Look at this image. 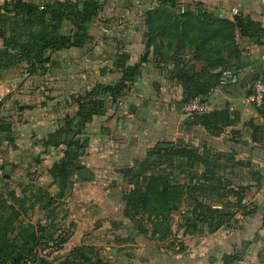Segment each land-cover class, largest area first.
<instances>
[{"label": "crops", "instance_id": "crops-1", "mask_svg": "<svg viewBox=\"0 0 264 264\" xmlns=\"http://www.w3.org/2000/svg\"><path fill=\"white\" fill-rule=\"evenodd\" d=\"M180 1L190 10L198 7L216 18L231 21L233 17L240 16L251 19L259 23L264 31V0ZM151 2L153 5H149ZM153 6H157V0H104L102 12L98 15V19L105 20L104 26L100 27L103 32L100 37L104 39L101 45L102 49L113 53L102 59L100 75H96L95 61L90 56L92 52L77 47L51 54L43 73L28 75L22 68L25 64H22L0 75L3 80L6 79L7 91L1 101L3 108L0 113L10 116V127H6L8 136H12L19 147V165L11 178L15 175L25 177L33 172L28 169L32 161L43 169V172L37 171L39 175L43 173L42 178H50L46 164L52 165L62 156L53 155V148L44 149L43 142L39 140H46V135L56 129L57 123L61 121V110L65 109L70 116L76 113L77 106L72 104L69 97L81 91H90L96 84H115L121 76L122 66L140 64L134 83L120 96L118 102L111 105L104 116L87 125V130L92 133L86 154L81 160L90 167L85 169L89 178L75 180L73 176L69 200L66 201L71 224V235L67 242L72 248L109 247L111 237L123 238L125 232L130 233L129 225L134 221L126 218L123 210L131 185L125 177L127 175H122L119 169L127 168L131 163H143L147 152L158 144L170 143L173 147L178 144L191 145L200 152L208 151L209 148L233 152L237 164L243 160L246 163L245 170L241 168L240 172L249 173L248 184H254L256 178H264V143L261 142L264 133H254L249 126L250 123L264 126V112L246 102L252 83L262 74L264 36L258 43L246 37H237L236 44L242 51L244 65L234 71L237 83L225 87L218 85L207 96L198 98L210 104L212 112H228L231 125L224 128L219 136H211L202 126H187V121L192 117H187L183 112L184 89L171 75L173 60L170 58L167 64H163L155 62L152 55L147 60L142 59L146 52L144 13ZM232 9H237L238 15H233ZM88 33L91 39H95L92 25ZM88 45L89 40L86 47ZM105 50L104 53H107ZM76 55L79 56L75 58ZM180 58L182 61L187 60L185 64L193 66L195 71L204 66L200 61L190 60L188 55ZM58 67L62 70L61 74L53 75L56 74L53 70ZM14 76L18 77L12 79ZM13 80L18 83L16 89L11 86ZM28 84L33 89H28ZM40 99L43 101L41 104ZM67 100L70 105L66 103ZM60 101H63V105L57 112ZM21 138L28 140L24 143ZM32 150L43 160L39 157L35 159L31 155ZM199 166L200 169L194 172L201 175L204 167ZM57 188L61 193L58 185ZM209 205L216 209L222 208L221 204ZM246 205L252 211L247 212L246 216L239 213L234 215L235 220L231 221L229 228L184 237L182 243L185 249L181 255L171 252L170 257V251H163L160 240L155 237V242H152L157 244H148V238H152V232H148V238H136L135 243L129 245L132 260L135 264H264V248H259L260 244L256 242V233L260 229L264 230V186L257 189L256 195ZM191 209L188 206V210ZM261 246L264 247L263 244Z\"/></svg>", "mask_w": 264, "mask_h": 264}, {"label": "trees", "instance_id": "trees-1", "mask_svg": "<svg viewBox=\"0 0 264 264\" xmlns=\"http://www.w3.org/2000/svg\"><path fill=\"white\" fill-rule=\"evenodd\" d=\"M157 1V6L151 7L144 13L146 52L142 59L147 60L148 56L152 55L157 63L167 64L170 58L173 60L171 75L184 89L183 104L207 96L214 87L218 86L221 71L227 69L237 71L244 66L242 51L236 44L237 37H246L258 43L264 36L260 24L251 19L240 16L233 17L231 21L220 19L198 7L178 14L175 11L177 0ZM13 10L17 12L16 16H21V23L31 25L33 28L31 29L30 26L23 30L18 24H14L13 27L8 28V36L4 31L0 33V75L22 64H25L22 68L28 75L43 73L45 64L50 62L51 54L86 44L90 39L88 33L90 21L96 19L101 11L99 0L56 1L52 5L44 6L42 10L35 2L17 0ZM64 27H70V30L66 32ZM186 55L190 60L202 62L204 66L199 71H195L193 66L185 64L187 60H181L180 57ZM139 65L138 63L122 66L121 76L115 84H96L90 91L75 97L73 102L77 106L76 113L72 116L67 115L61 121L63 126L43 142L44 147H64L62 158L49 172V176L58 184L61 193L67 179L73 175V169L81 170L73 166L74 160L80 157L79 150L84 151L83 147L81 149L77 145L75 137L81 135L87 130L88 124L104 116L107 109L118 102L120 96L134 83ZM217 70L219 72L216 73ZM230 125L231 121L225 110L193 116L187 121L188 127L202 126L215 137ZM249 126L254 133H264V126H253L251 123ZM3 130V126H0V132ZM59 135L61 140L57 141L56 137ZM206 156H210L207 151L200 152L191 145L181 144L169 149L153 148L148 151L142 169L128 177L131 189L126 195L124 216L132 221L145 216L151 224L152 237L161 241L168 234V214L179 209L182 197L185 196L189 202L187 206L192 207L190 211L192 217L189 219L187 217L185 221L189 234L218 230L232 214L225 215L221 208H213L212 205L203 204L193 197L195 194L205 197H227L231 193L228 184L223 183V179L215 172ZM175 160L189 170L185 182H173L171 174L169 176L164 171L157 170L164 163H169L171 168ZM239 164L246 165V163H236ZM198 165L204 167L201 175L193 171ZM4 166L5 164H0L2 178L9 179L11 177L9 173L3 174ZM245 190L240 188L233 191L234 197L241 198ZM52 203L53 201L49 200L41 209L46 210ZM23 204V199H20L16 209L5 198L0 197V264L7 262L45 264L44 258L38 257L37 252L40 250L35 248L32 256L21 255L18 250L19 240L22 241L23 247L29 248V251L38 241L33 229L17 225L20 209L26 211L23 209ZM199 225L202 228H199ZM83 248L72 250L61 264H108L93 257L88 258V253L84 252ZM224 261L226 263L227 259Z\"/></svg>", "mask_w": 264, "mask_h": 264}, {"label": "rangeland", "instance_id": "rangeland-1", "mask_svg": "<svg viewBox=\"0 0 264 264\" xmlns=\"http://www.w3.org/2000/svg\"><path fill=\"white\" fill-rule=\"evenodd\" d=\"M17 0H0V33L4 31L6 36L9 35L8 33V28L13 27L14 24L17 25L23 30L28 29L31 25L23 24L21 23L22 21L20 19L21 16L15 15L17 12L13 10V7L15 5ZM25 1V0H23ZM56 1H66V0H36L35 3L38 5H43V7L46 5H52L53 2ZM69 1H75V0H69ZM156 3V2H154ZM158 3V1H157ZM104 4V0L100 1V9ZM149 5H153V2L149 3ZM196 9V7H194ZM189 9L186 7V4L183 1L177 0L175 11L178 14H181L184 12V10ZM102 10V9H101ZM102 12V11H101ZM24 19V18H23ZM94 19V18H93ZM90 21V25L95 28V39H89V45L86 47V44L83 45L82 47H79V49H85L90 54L92 60L95 61L96 65V75H100L102 73V59L106 57V55H112L113 52H108L106 49H102V40L103 37L101 38L100 36L102 35L103 32H101L100 27L104 26L105 20L103 18L98 17L94 20ZM14 22V23H13ZM11 24V25H10ZM22 24V25H21ZM33 27L31 26V29ZM64 30L67 32L70 30V27H64ZM92 40V41H90ZM101 42V43H100ZM0 46H1V40H0ZM89 48V50H88ZM105 52L107 53H104ZM114 55V54H113ZM79 55H76L75 58H77ZM99 66V67H98ZM68 71V69H66ZM62 70L55 68L53 70V75H58L61 74ZM70 72V71H68ZM3 76L0 77V80L2 82V87H5V82L6 79L2 78ZM18 76H14L12 79H15ZM100 80V77H99ZM11 83V86L16 89L17 87V82L14 80ZM9 83V84H10ZM29 86V84H28ZM28 89H33L31 86H29ZM84 92H78L77 94H73L69 97V100L74 104V99L75 96L81 95ZM41 100V99H40ZM43 103L41 100L39 104ZM63 101L58 102V110L62 107ZM66 103L70 105V102L67 100ZM3 106V102H0V111ZM0 126H3L4 130L0 132V164H5L4 169H3V174L4 173H9L10 175L16 169L19 165V154L18 150L19 147L14 143V139L12 136H8V126L10 127V116L7 117L6 114L3 115L0 113ZM68 115V112H65L64 110H61L59 116H61V121L65 119V117ZM193 117V116H190ZM57 123L56 129H53L52 132L48 133L46 135V140L49 138L50 135H53L55 131L63 126V123ZM7 127V128H6ZM92 133V131H91ZM91 133H89L88 130H85L81 135L76 136L75 139L77 141V145H79L83 150H79V155L76 160L73 162V166L77 169L85 170L90 169V167H87V163L83 162L81 159L85 156L86 154V148L88 146V140L91 137ZM33 137L35 138L36 135L33 134ZM31 137V139H34ZM57 141L61 140V135L57 136ZM69 138V137H68ZM67 138V139H68ZM23 140V138H21ZM28 139H24L23 142H27ZM43 138H41L39 141L45 142ZM19 143L20 140L18 139ZM38 141V140H36ZM261 142L264 143V140ZM21 144V143H20ZM29 144V142L27 143ZM170 144V143H169ZM54 150L52 152L53 155H63V149L64 147H44V149H51ZM14 149H17L15 151ZM207 153L210 155L209 157L206 156V159L211 162V165L215 172L223 179V183L228 184L229 189L231 193L227 197L225 196H200L198 194L195 195V199H198L202 203L205 204H221L222 210L225 215H231V218L227 219V222L220 228H229L231 221L235 220L233 219L234 215L240 214L241 216H246L250 211H252V204L250 207L246 205L248 201L257 193V189L264 186V178L259 177L254 180V184H248L249 178H247V175L249 173L243 174L240 172L241 168H246V165H236V162H234L233 158V152H221L216 150L215 148H209ZM260 155V153H258ZM31 155L37 159L41 158L37 152H34L33 150L31 151ZM41 160H43L41 158ZM56 163V162H55ZM53 163L52 165L46 164V169L48 172H50V169L52 166L55 164ZM244 163V160L241 162ZM132 165L126 166L129 171L128 175L125 176L126 178L129 177V175L138 172L142 169L143 163H131ZM241 165V166H240ZM50 166V167H49ZM202 168V167H201ZM28 169L33 171L30 174H27L25 177H17L16 175L13 176V178L9 179H4L2 178V172H0V197L5 198L7 202L10 204L14 205V207L17 209L18 208V202L20 199H23L24 204H23V209H26V211H23L20 209V216L17 221V225L20 226H28L33 231L35 232V235L38 239V241L35 243L33 246L32 250L29 251V248L23 247V243L21 240L18 241V250L22 253L21 255L24 256H32L34 249L36 248L37 250H41V248H49V254L43 259L45 264H61L64 259L67 257V255L74 249H78L80 247H84V252L88 253L87 257L91 258L93 257L95 260H102L106 263L110 264H135V261L132 260V250H130V246L135 243L136 238H142L145 239V237L148 238V232H152V227L149 222V220L144 216L142 218L136 219V221L131 222L129 227L131 228V232L124 233V237L120 238V236L116 237H111V241L109 244V247L102 248L103 245H99L96 247H86V246H77L72 248L70 244H68V239L70 237V228L71 224L69 223L68 220V212L69 209L68 207V201L71 188H72V182L70 181L73 176L75 180H82L78 176V172L75 169H73V175L67 179L65 188L63 189L62 193L58 191L57 188V183L53 181V179L50 178H42V174H38V170L43 172L42 168L37 167V163H32L30 162L28 165ZM45 169V170H46ZM182 169V170H181ZM200 169V166H196L194 170ZM203 169V168H202ZM157 170L159 171H164L165 173L171 174V180L173 182L177 181H182L185 182L187 179L188 171L186 168L182 167L180 165V162L178 160H175L171 164V168L169 163H164L160 165ZM193 170V171H194ZM245 170V169H244ZM10 171V172H9ZM86 171V170H85ZM191 173V172H190ZM49 174V173H48ZM185 175V177H182V175ZM17 177V178H15ZM55 185V186H53ZM240 188H245L246 190L243 193V196L241 198H235L233 195V191H236ZM252 188V189H251ZM254 192V194H252ZM222 193V190L220 191ZM13 194V195H11ZM222 195V194H219ZM65 197V198H64ZM37 198H41V200H37ZM63 199V201L61 200ZM49 200H52L53 203L51 206L43 210L41 207L45 205L46 203L49 202ZM188 200L185 196L182 197L181 204L179 206V209L177 211L170 212L167 216V227L169 228L168 234L164 238V240L160 241L162 245L161 247L163 248V251H170V257H171V252H176L179 253L180 255L183 253L185 246L182 243L183 238L186 237L189 232L186 229L185 221L186 218L192 217L190 216V211L188 210ZM247 209V211L245 210ZM199 228H202L201 225H199ZM219 228V229H220ZM218 229V230H219ZM135 231V233H134ZM217 231V230H216ZM214 231V232H216ZM203 232V231H202ZM197 232L198 234H204V233H213L210 231H205V232ZM181 233L183 235L182 238H178L175 235ZM103 239V237H101ZM149 243L151 246L157 243H153L152 240L155 242V238H148ZM114 240V241H113ZM67 242V243H66ZM256 242L260 244L259 248L263 249L261 245H264V230L260 229L259 233H256ZM130 245V246H129ZM99 249V250H98ZM102 249H108V250H102ZM112 249H116V251L112 252ZM131 251V252H130ZM136 258V257H135ZM134 258V259H135ZM139 261V260H138ZM6 264H11L10 262H7ZM40 264V263H36Z\"/></svg>", "mask_w": 264, "mask_h": 264}, {"label": "built area", "instance_id": "built-area-1", "mask_svg": "<svg viewBox=\"0 0 264 264\" xmlns=\"http://www.w3.org/2000/svg\"><path fill=\"white\" fill-rule=\"evenodd\" d=\"M25 2H36V0H25ZM40 9H43V5H40ZM233 15H238L237 9H232ZM262 63V74L256 79L250 88V92L246 95V102L257 110L264 112V54L261 57ZM237 83V77L233 70L227 69L220 72L219 75V86H231ZM7 91L2 87L0 80V102L5 97ZM183 112L187 117L190 116H202L212 112L210 104L202 102L199 99H194L183 106ZM178 238H182L181 233L175 235ZM49 248L40 250L37 252L39 258H45L49 254Z\"/></svg>", "mask_w": 264, "mask_h": 264}, {"label": "water", "instance_id": "water-1", "mask_svg": "<svg viewBox=\"0 0 264 264\" xmlns=\"http://www.w3.org/2000/svg\"><path fill=\"white\" fill-rule=\"evenodd\" d=\"M172 147H173V145H171V144H158L156 149L161 150V149H169V148H172ZM128 171H129L128 168L119 169V172H122L125 175H128ZM78 176L82 180H85L86 178H89V175H88V173L85 170H80L78 172ZM134 233H135V231H134Z\"/></svg>", "mask_w": 264, "mask_h": 264}]
</instances>
